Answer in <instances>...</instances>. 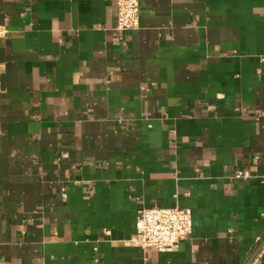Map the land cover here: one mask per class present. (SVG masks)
Instances as JSON below:
<instances>
[{"label": "crops", "instance_id": "0c3cea01", "mask_svg": "<svg viewBox=\"0 0 264 264\" xmlns=\"http://www.w3.org/2000/svg\"><path fill=\"white\" fill-rule=\"evenodd\" d=\"M138 2L0 0V264H264V0Z\"/></svg>", "mask_w": 264, "mask_h": 264}, {"label": "built area", "instance_id": "2783aa9c", "mask_svg": "<svg viewBox=\"0 0 264 264\" xmlns=\"http://www.w3.org/2000/svg\"><path fill=\"white\" fill-rule=\"evenodd\" d=\"M116 29H135L139 23L138 0H116ZM238 171L235 177H248ZM189 231L186 211L178 206H152L141 209L136 216V232L131 243L140 248L164 249L175 247Z\"/></svg>", "mask_w": 264, "mask_h": 264}]
</instances>
